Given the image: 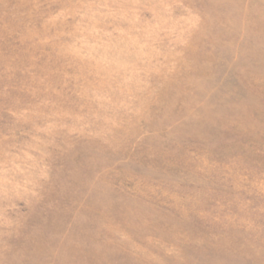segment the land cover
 <instances>
[{
	"label": "rangeland",
	"instance_id": "374dc122",
	"mask_svg": "<svg viewBox=\"0 0 264 264\" xmlns=\"http://www.w3.org/2000/svg\"><path fill=\"white\" fill-rule=\"evenodd\" d=\"M0 264H264V0H0Z\"/></svg>",
	"mask_w": 264,
	"mask_h": 264
}]
</instances>
